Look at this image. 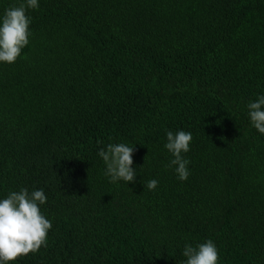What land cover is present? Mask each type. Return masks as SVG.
Segmentation results:
<instances>
[{
  "label": "trees",
  "instance_id": "1",
  "mask_svg": "<svg viewBox=\"0 0 264 264\" xmlns=\"http://www.w3.org/2000/svg\"><path fill=\"white\" fill-rule=\"evenodd\" d=\"M21 0H0V15ZM30 44L0 64V198L43 189L47 247L18 264H264V0H40ZM191 131V175L166 167ZM135 146L134 183L97 155ZM158 179L155 191L145 185Z\"/></svg>",
  "mask_w": 264,
  "mask_h": 264
},
{
  "label": "clouds",
  "instance_id": "2",
  "mask_svg": "<svg viewBox=\"0 0 264 264\" xmlns=\"http://www.w3.org/2000/svg\"><path fill=\"white\" fill-rule=\"evenodd\" d=\"M40 8V0H21L18 6L4 10L0 15V64H14L22 57L23 50L30 44L33 18L30 10ZM252 127L264 135V94L247 105ZM164 148L172 159L166 167L174 170L181 182L191 175V160L186 154L191 151V131H168ZM135 146L128 143H110L100 148L97 155L105 165L104 175L112 184L134 183L138 170L134 165ZM158 179H151L145 187L155 191ZM48 202L43 189L29 190L21 187L11 191L6 198H0V264H18V258L30 253L36 254L41 247H47L48 234L53 228L52 221L42 208ZM184 264H220L219 249L211 239L193 246L186 243L183 252Z\"/></svg>",
  "mask_w": 264,
  "mask_h": 264
}]
</instances>
